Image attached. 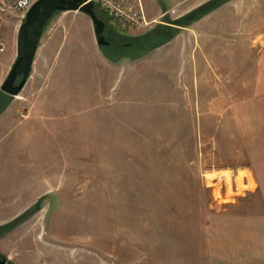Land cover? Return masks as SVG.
Wrapping results in <instances>:
<instances>
[{"label": "rangeland", "instance_id": "374dc122", "mask_svg": "<svg viewBox=\"0 0 264 264\" xmlns=\"http://www.w3.org/2000/svg\"><path fill=\"white\" fill-rule=\"evenodd\" d=\"M155 1L170 6L162 22L100 11L109 45L88 14L54 12L12 96L1 85L25 18L0 0V107L10 100L26 122L31 192L42 181V198L0 226V255L13 264H264L262 237L239 228L259 199L239 188L248 149L231 135V93L201 58L200 17H187L195 1ZM173 22L164 41L156 29Z\"/></svg>", "mask_w": 264, "mask_h": 264}, {"label": "crops", "instance_id": "0c3cea01", "mask_svg": "<svg viewBox=\"0 0 264 264\" xmlns=\"http://www.w3.org/2000/svg\"><path fill=\"white\" fill-rule=\"evenodd\" d=\"M135 1L157 22L170 7L157 8L155 0ZM194 1L192 8L207 0ZM197 28L204 66L207 68V60L213 61L221 90L232 96L231 135L246 141L247 163L236 170L253 175L250 182H254L244 189H248L246 196L259 199L256 210L247 208L238 217L239 228L246 236H261L264 252V0H227L200 17ZM200 69V75L206 76L203 65ZM10 107V100L0 107V226L42 198V181L31 192L36 180L30 167V134L23 130L26 122L10 115ZM245 182L248 184V177Z\"/></svg>", "mask_w": 264, "mask_h": 264}, {"label": "water", "instance_id": "95a60500", "mask_svg": "<svg viewBox=\"0 0 264 264\" xmlns=\"http://www.w3.org/2000/svg\"><path fill=\"white\" fill-rule=\"evenodd\" d=\"M94 0H36L28 10L25 20L20 25L17 42V59L1 85V90L16 96L25 86L33 68L39 41L44 26L59 10H78L88 14L95 24L97 41L101 45L108 44L103 34L105 21L101 19L95 9ZM18 78L20 81L16 84ZM0 264H13L6 257H0Z\"/></svg>", "mask_w": 264, "mask_h": 264}, {"label": "built area", "instance_id": "2783aa9c", "mask_svg": "<svg viewBox=\"0 0 264 264\" xmlns=\"http://www.w3.org/2000/svg\"><path fill=\"white\" fill-rule=\"evenodd\" d=\"M109 14L111 18L119 17L125 23H137L135 16L142 18L145 24L150 22L146 20V16L142 7L138 12H133L132 6H127L123 2L125 0H94ZM2 9L18 12L22 18H25L28 10L33 5L34 0H1ZM141 6V5H140ZM135 20V21H134ZM2 49V48H1Z\"/></svg>", "mask_w": 264, "mask_h": 264}, {"label": "trees", "instance_id": "16d2710c", "mask_svg": "<svg viewBox=\"0 0 264 264\" xmlns=\"http://www.w3.org/2000/svg\"><path fill=\"white\" fill-rule=\"evenodd\" d=\"M227 0H207L206 2H204L203 4H201L200 6H198L194 11V13H192L191 15L193 16V19L202 17L203 15L209 13L210 11L214 10L215 8H217L219 5H221L222 3L226 2ZM197 13V17L195 18V15ZM186 17H181L179 19H177L178 22L182 21L183 19H185ZM174 24H178L177 22H173ZM168 26V30H164V29H160L159 31H156L158 35H166L168 36L170 33V30H172V28H176V26H171V25H166ZM164 30V31H163ZM175 36V34H170L164 41H168L171 38H173ZM159 45V44H157ZM0 257H5V255H0Z\"/></svg>", "mask_w": 264, "mask_h": 264}, {"label": "flooded vegetation", "instance_id": "af4514ba", "mask_svg": "<svg viewBox=\"0 0 264 264\" xmlns=\"http://www.w3.org/2000/svg\"><path fill=\"white\" fill-rule=\"evenodd\" d=\"M96 6L98 7V9L96 8ZM94 9H95V11H96V13H97V15L101 18V19H103L101 16H100V11H102V12H104L107 16H109V14L101 7V5L98 3V2H96L95 1V6H94ZM59 11H65V10H59ZM169 13V10H165L164 11V14H163V16H165V15H167ZM192 15H190V16H187L188 18H190ZM179 17V16H178ZM177 17V18H178ZM104 20V19H103ZM105 21V20H104ZM159 22H162V21H159ZM171 26H176V27H179V25L177 24H170ZM93 27H94V29H95V24L93 23ZM161 29V27H157V29H156V31H159ZM105 30H106V21H105V28H104V32H103V34L105 35V37H106V33H105ZM96 35V34H95ZM96 38H97V36H96ZM110 44V42L108 43V44H105V45H109ZM20 79L21 78H18V80L16 81V84L20 81Z\"/></svg>", "mask_w": 264, "mask_h": 264}, {"label": "bare ground", "instance_id": "6f19581e", "mask_svg": "<svg viewBox=\"0 0 264 264\" xmlns=\"http://www.w3.org/2000/svg\"><path fill=\"white\" fill-rule=\"evenodd\" d=\"M209 173V172H208ZM249 172L247 171V170H240L239 171V175H238V181H239V188L240 189H244L247 185H249V184H251V183H253L254 181H252V182H250V183H246L245 181H243V178H244V176L246 175V174H248ZM216 175V173H213V172H211V173H209V176H213V175ZM219 175V174H218ZM223 176H225L228 180H229V182H230V179H231V172H230V170H226V172H225V175H223ZM222 177V176H221ZM217 187H219V186H217ZM218 194V193H217ZM233 194V193H232ZM219 196V195H218Z\"/></svg>", "mask_w": 264, "mask_h": 264}]
</instances>
